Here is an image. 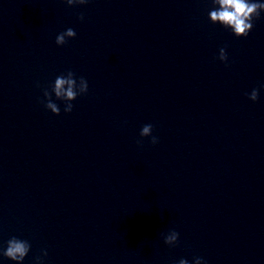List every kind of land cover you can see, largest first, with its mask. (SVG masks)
Wrapping results in <instances>:
<instances>
[{"label": "water", "instance_id": "water-1", "mask_svg": "<svg viewBox=\"0 0 264 264\" xmlns=\"http://www.w3.org/2000/svg\"><path fill=\"white\" fill-rule=\"evenodd\" d=\"M219 8L0 0V264H264V8L246 37Z\"/></svg>", "mask_w": 264, "mask_h": 264}, {"label": "clouds", "instance_id": "clouds-1", "mask_svg": "<svg viewBox=\"0 0 264 264\" xmlns=\"http://www.w3.org/2000/svg\"><path fill=\"white\" fill-rule=\"evenodd\" d=\"M68 2L71 3L72 0H68ZM80 2L84 4L86 3V0H80ZM218 2L220 5L219 10L211 11L209 14L211 21H219L221 24L232 26V31L236 37H246L248 35L249 30L252 28V14L256 13V16L258 17V9L264 8V3L250 2V0H218ZM75 35V31L69 28L56 36L55 43L58 46L63 45L66 43V36L73 38ZM219 59L221 61L227 59L223 48L220 49ZM79 81L81 83L80 92L81 94H84L88 89L87 81L83 77H81ZM65 85H67L66 89ZM75 86L76 80L74 79V74L69 71L66 76L61 75L55 79L54 86L51 87V93H55L57 98L63 97L66 100H72L77 97ZM43 95L45 101H47V103L44 104L46 109H51L53 114L58 115L60 110L55 104L51 103L49 91L45 90ZM248 98L252 101H256L258 98L257 90L253 89L248 95ZM71 110L72 104H68L67 107L64 108L65 113L71 112ZM151 129L152 125L150 124L143 126L140 136H149ZM156 142V138L153 137L151 143L155 144ZM177 238L178 233L172 231V234L165 238V243L167 244L171 241H176ZM7 245V249L4 251L3 255L12 261H23L28 252L29 245L25 241L18 240L15 237L11 238L7 242ZM195 260L196 264H201L202 262L200 258H196ZM180 264H187V261L182 259Z\"/></svg>", "mask_w": 264, "mask_h": 264}]
</instances>
